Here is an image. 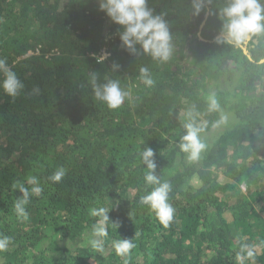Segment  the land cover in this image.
I'll use <instances>...</instances> for the list:
<instances>
[{
  "label": "trees",
  "instance_id": "trees-1",
  "mask_svg": "<svg viewBox=\"0 0 264 264\" xmlns=\"http://www.w3.org/2000/svg\"><path fill=\"white\" fill-rule=\"evenodd\" d=\"M223 2L193 16L192 0H148L172 35L173 56L161 64L121 46V29L99 0H0V59L24 84L15 99L0 88V235L12 239L0 264H237L241 243L264 241V65L255 62L264 37L248 46L251 59L217 44ZM104 51L110 56L98 64L93 54ZM141 65L153 88L137 79ZM93 71L99 83L119 79L130 92L119 109L95 99ZM212 91L228 116L218 130V114L204 103ZM192 104L206 124L201 136L215 130L195 163L177 148ZM146 146L156 174L172 185L167 228L139 202L152 190L139 157ZM61 167L64 179L52 183ZM28 176L43 192L30 197L23 220L12 184L30 188ZM101 206L120 225L109 222L102 253L85 243L97 219L89 209ZM120 238L135 244L126 258L112 247ZM255 264H264V247Z\"/></svg>",
  "mask_w": 264,
  "mask_h": 264
},
{
  "label": "clouds",
  "instance_id": "clouds-1",
  "mask_svg": "<svg viewBox=\"0 0 264 264\" xmlns=\"http://www.w3.org/2000/svg\"><path fill=\"white\" fill-rule=\"evenodd\" d=\"M212 3L213 0H192V15L199 16ZM99 10L104 12L111 22L119 26L121 46L130 54L137 57L145 55L161 64L167 63L172 58L174 46L169 23L164 14L154 13V10L148 6V0H99ZM218 17L222 22V28L215 42L219 45H230L249 55L248 46L255 45L261 37H264V0H224L223 6L218 8ZM109 56L108 52H102L98 56L93 54L98 64H104ZM249 59H251L250 55ZM255 62L257 65H264V55L259 56ZM112 68L114 71L118 70L119 65L113 63ZM0 74L4 77L0 82V88L9 97L13 99L18 97L24 89V84L4 59H0ZM137 79L146 88H153L156 84L153 74L146 65L139 67ZM98 81L99 74L93 71L89 82L95 99L105 103L110 110L119 109L129 98L130 92L121 87L119 79H106L105 83ZM34 92L38 94L39 89H34ZM204 103L207 113H216L219 116L212 125L214 128L228 123V116L214 91L204 97ZM199 115L196 105L188 106L183 123L184 135L177 144L179 151L186 154V159L190 163L198 162L208 149V144L201 138L206 124L198 123ZM139 157L142 165L145 166V184L152 187L148 194L140 197L139 202L147 206L155 214L159 223L167 228L175 215V209L169 203L172 185L166 180H161L156 174L155 153L151 147L146 146L139 153ZM65 175L66 170L61 167L48 179L58 184ZM26 183L31 187H26L19 181L12 184V188L18 189L21 193L15 201L14 210L18 218L23 220L28 219L26 205L30 197L40 196L43 192L36 176H28ZM109 213L110 211L102 206L89 209V214L97 219L92 226L88 243L94 250L101 253L104 251L109 222L116 229L120 227L118 222L110 220ZM11 243V237L0 235V253L8 251ZM112 247L116 255L126 258L135 244L133 238H120L112 241ZM258 247H264V241L260 245L241 243L235 256L237 264H245V262L255 264Z\"/></svg>",
  "mask_w": 264,
  "mask_h": 264
},
{
  "label": "rangeland",
  "instance_id": "rangeland-1",
  "mask_svg": "<svg viewBox=\"0 0 264 264\" xmlns=\"http://www.w3.org/2000/svg\"><path fill=\"white\" fill-rule=\"evenodd\" d=\"M228 86V87H227ZM221 87H223V88H225V89H227V90H231L233 87H234V84L233 85H231V86H229L228 84L227 85H222ZM217 128V127H216ZM218 129H221V127H218L216 130H218ZM215 133V130L214 131H211V132H208V133H206V134H204V135H202L201 136V138L202 139H204L205 141H206V143H208L210 140H211V138H212V135ZM85 243H88V241H85Z\"/></svg>",
  "mask_w": 264,
  "mask_h": 264
},
{
  "label": "built area",
  "instance_id": "built-area-1",
  "mask_svg": "<svg viewBox=\"0 0 264 264\" xmlns=\"http://www.w3.org/2000/svg\"><path fill=\"white\" fill-rule=\"evenodd\" d=\"M105 52V51H104Z\"/></svg>",
  "mask_w": 264,
  "mask_h": 264
}]
</instances>
